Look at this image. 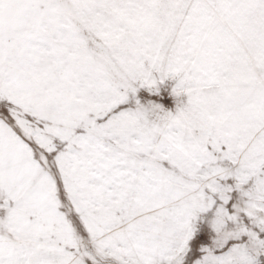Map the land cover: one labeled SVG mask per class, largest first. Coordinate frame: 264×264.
I'll return each mask as SVG.
<instances>
[{"label": "snow or ice", "instance_id": "snow-or-ice-1", "mask_svg": "<svg viewBox=\"0 0 264 264\" xmlns=\"http://www.w3.org/2000/svg\"><path fill=\"white\" fill-rule=\"evenodd\" d=\"M0 264H264V0H0Z\"/></svg>", "mask_w": 264, "mask_h": 264}]
</instances>
